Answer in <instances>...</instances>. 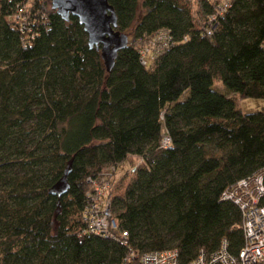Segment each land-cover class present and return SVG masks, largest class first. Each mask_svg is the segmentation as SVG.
<instances>
[{"label": "trees", "instance_id": "16d2710c", "mask_svg": "<svg viewBox=\"0 0 264 264\" xmlns=\"http://www.w3.org/2000/svg\"><path fill=\"white\" fill-rule=\"evenodd\" d=\"M108 3L132 30L110 71L76 17L0 0V264H23L24 248L32 264H122L128 249H176L186 263L222 239L231 253L243 243L221 195L264 170V113L236 106L264 99V0H233L210 36L202 0ZM159 31L168 47L143 64ZM128 162L110 193L123 246L87 232L82 213L89 181Z\"/></svg>", "mask_w": 264, "mask_h": 264}, {"label": "built area", "instance_id": "2783aa9c", "mask_svg": "<svg viewBox=\"0 0 264 264\" xmlns=\"http://www.w3.org/2000/svg\"><path fill=\"white\" fill-rule=\"evenodd\" d=\"M209 4L211 11L206 21L201 24L204 35H211L216 18L225 14L233 0H202ZM170 40L167 32H156L146 47L140 50L141 62L168 47ZM169 138L164 133L162 145L167 146ZM90 189L86 193V206L82 220L86 231L118 241L126 246V232L120 231L116 221L111 217L110 193L115 187L113 168L106 169L93 181H89ZM221 200L231 201L241 214V231L243 243L236 253L227 249V241L222 239L219 247L206 253L199 250L196 256L186 263H181L176 249H165L153 252L138 253L128 249L122 264H131L138 260L140 264H264V170L239 179L221 195Z\"/></svg>", "mask_w": 264, "mask_h": 264}, {"label": "water", "instance_id": "95a60500", "mask_svg": "<svg viewBox=\"0 0 264 264\" xmlns=\"http://www.w3.org/2000/svg\"><path fill=\"white\" fill-rule=\"evenodd\" d=\"M51 8L63 19H78L87 34L89 47L100 52L106 71L114 66L117 53L128 43L126 33L119 31L117 18L108 0H49Z\"/></svg>", "mask_w": 264, "mask_h": 264}, {"label": "rangeland", "instance_id": "374dc122", "mask_svg": "<svg viewBox=\"0 0 264 264\" xmlns=\"http://www.w3.org/2000/svg\"><path fill=\"white\" fill-rule=\"evenodd\" d=\"M142 14H143V10L139 7L136 13V18L137 19L141 18ZM124 33L127 34L128 41H129L132 36L131 28L125 30ZM213 88L221 93L225 92V89L222 86L221 82L218 81L217 79L214 80ZM236 106L243 112H262L264 113V99H254V98L238 99ZM133 161H135V159H133ZM130 170H131V163L129 162L123 163L120 166H118L117 171L114 176L115 187L119 183L120 178L123 175L128 174ZM64 186L65 185L63 181H60L54 186V191L60 192L64 189ZM115 187L114 189H116ZM19 253L21 255L23 264H32L33 256H32V252L30 249L24 248L22 250H19Z\"/></svg>", "mask_w": 264, "mask_h": 264}]
</instances>
